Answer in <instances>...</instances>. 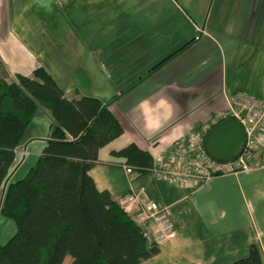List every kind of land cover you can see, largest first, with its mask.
Listing matches in <instances>:
<instances>
[{
  "label": "crops",
  "instance_id": "0c3cea01",
  "mask_svg": "<svg viewBox=\"0 0 264 264\" xmlns=\"http://www.w3.org/2000/svg\"><path fill=\"white\" fill-rule=\"evenodd\" d=\"M195 27L205 34L197 38ZM0 60L8 79L42 67L66 99H112L108 110L122 132L98 148L88 174L120 205L141 191L165 206L174 229L139 264H227L250 245L264 264V165L191 187L127 174L114 154L128 143L150 157L167 150L224 111L236 91L264 100V0H0ZM169 112L151 126L153 113ZM49 124L37 108L11 179L35 161ZM141 227L152 240V224ZM13 231L0 215V244Z\"/></svg>",
  "mask_w": 264,
  "mask_h": 264
},
{
  "label": "trees",
  "instance_id": "16d2710c",
  "mask_svg": "<svg viewBox=\"0 0 264 264\" xmlns=\"http://www.w3.org/2000/svg\"><path fill=\"white\" fill-rule=\"evenodd\" d=\"M4 71L0 60V215L14 231L0 244V264H55L63 254L67 264H139L156 254L158 245L88 174L98 148L122 132L108 110L112 99H66L42 67L13 79ZM39 107L50 116L46 142L24 176L11 179L16 149ZM114 154L135 175L149 169L150 155L133 143ZM227 264L263 263L250 245Z\"/></svg>",
  "mask_w": 264,
  "mask_h": 264
},
{
  "label": "built area",
  "instance_id": "2783aa9c",
  "mask_svg": "<svg viewBox=\"0 0 264 264\" xmlns=\"http://www.w3.org/2000/svg\"><path fill=\"white\" fill-rule=\"evenodd\" d=\"M64 1L55 0L58 5H62ZM195 31L197 38L198 35L205 34L203 28L195 27ZM225 102L226 109L211 118L210 122L175 139L167 150L151 154L147 172L159 179L195 187L215 175L247 172L264 165V100L236 91L227 96ZM229 118L243 126L244 143L241 151L233 158L215 160L203 149L202 141L213 124ZM16 151L21 155L20 161L27 155L24 146ZM124 171L134 174L129 165H124ZM6 183L7 181L4 186ZM121 206L138 225L145 227L152 224V240L155 244L159 245L173 238V224L166 207L147 198L143 192L124 194Z\"/></svg>",
  "mask_w": 264,
  "mask_h": 264
},
{
  "label": "water",
  "instance_id": "95a60500",
  "mask_svg": "<svg viewBox=\"0 0 264 264\" xmlns=\"http://www.w3.org/2000/svg\"><path fill=\"white\" fill-rule=\"evenodd\" d=\"M243 143V126L229 118L215 123L207 130L202 147L213 159L226 160L236 156Z\"/></svg>",
  "mask_w": 264,
  "mask_h": 264
},
{
  "label": "clouds",
  "instance_id": "9594fccd",
  "mask_svg": "<svg viewBox=\"0 0 264 264\" xmlns=\"http://www.w3.org/2000/svg\"><path fill=\"white\" fill-rule=\"evenodd\" d=\"M165 103H166V101H164V100L160 101V104H162V105ZM141 107L144 108L145 110H147V108L150 107L149 102L147 100L142 101ZM168 115H170V112L167 115H165L163 113H159V114L153 113L152 117H151V126L155 127V128L160 127L162 119H167Z\"/></svg>",
  "mask_w": 264,
  "mask_h": 264
},
{
  "label": "rangeland",
  "instance_id": "374dc122",
  "mask_svg": "<svg viewBox=\"0 0 264 264\" xmlns=\"http://www.w3.org/2000/svg\"><path fill=\"white\" fill-rule=\"evenodd\" d=\"M19 154V153H18ZM19 156H21L20 154H19ZM26 157V156H25ZM24 157V158H25ZM24 160V159H23ZM142 229H143V227H142ZM144 231V230H143ZM149 238V237H148ZM60 248L61 250H63L62 249V247H60V246H57V248ZM57 251H59V250H56L55 251V260H56V257L59 255V252H57ZM63 252H64V250H63ZM58 258V257H57ZM67 261H68V259H67V257H65V255L63 254V256H60L59 258H58V260H57V262L55 263V264H67Z\"/></svg>",
  "mask_w": 264,
  "mask_h": 264
}]
</instances>
